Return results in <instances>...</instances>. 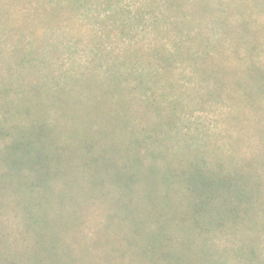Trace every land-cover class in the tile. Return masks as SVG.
Listing matches in <instances>:
<instances>
[{
	"label": "trees",
	"instance_id": "1",
	"mask_svg": "<svg viewBox=\"0 0 264 264\" xmlns=\"http://www.w3.org/2000/svg\"><path fill=\"white\" fill-rule=\"evenodd\" d=\"M120 1L0 0V75L42 88L13 96L20 125L0 127V264H264V68L245 71L228 54L250 48L252 29L222 19L217 0H152L135 13L136 30L144 6L163 10L150 21L155 33L161 22L176 32L174 51L156 43L114 54L80 20L105 6L100 22L125 38ZM179 61L192 68L184 93ZM184 97L237 109L228 143L182 133ZM114 194L126 220L110 225Z\"/></svg>",
	"mask_w": 264,
	"mask_h": 264
},
{
	"label": "rangeland",
	"instance_id": "2",
	"mask_svg": "<svg viewBox=\"0 0 264 264\" xmlns=\"http://www.w3.org/2000/svg\"><path fill=\"white\" fill-rule=\"evenodd\" d=\"M152 1V0H121L120 5L117 7L123 9L124 13L122 15V20H124L125 23L128 25L129 29V35L125 38H123L118 30L111 28H106V26L100 22L107 20V18L110 15V12L108 9H106L105 6H100L96 8V10L91 14V17H94L93 20L90 19H84L80 20L82 22V26L92 29L103 37L104 41L107 42L108 48L113 51L114 54H118L119 52H122L125 49H138L133 48L134 46L138 45L137 47H143L144 49H150V47L154 48L156 43H162V45H165L166 48L169 50V52H173V41L175 39V31H172L171 35L167 33V30L165 28V24L167 22H161L162 25L159 27V30L162 34H158L154 32L155 27L153 24H151L150 19H153V16L160 17L163 14V10L154 9V7H147L144 6L143 15L145 17V20L138 26V29L136 30V25L134 24L135 20V13L139 10V8L142 5H145V2ZM261 3L257 5L255 4L254 0H217L220 6H222V12L220 15L222 16V19H226V21H229L230 24L237 26L240 25V22L246 19L247 23L249 24L248 27H250L254 33V36L250 39V48H254L253 51L250 50L249 45L248 46H242L239 51V55H236L232 52L231 49L228 52L230 57L232 58L230 61L231 65L240 64L242 65L243 69L246 71L247 67L250 63H254L257 68H264V0H259ZM257 2V0H256ZM245 3V4H243ZM249 5L250 7L246 6ZM261 6V9H256ZM137 16V14H136ZM83 17V16H82ZM81 17V19H82ZM100 19V20H99ZM163 20V17L161 18ZM78 21V20H77ZM101 24V25H100ZM109 25H112V22L109 23ZM216 26V24H215ZM79 28V27H78ZM249 28V29H250ZM71 29V28H70ZM76 29V28H75ZM111 31V32H109ZM113 31V32H112ZM196 34L206 33L208 31L207 28H196L195 29ZM110 35V36H109ZM81 49V48H80ZM210 54L215 55L217 48L215 47V43L212 44L210 47ZM217 56V55H215ZM82 61L87 62L88 58L84 52V50L81 49L79 57ZM70 56H66L64 59V62H66L67 65L70 64ZM230 60V59H229ZM178 69L177 74L180 76L179 83L182 86V93L185 91L188 92L189 90H192L194 88V82L192 81V68L189 66V63H181V61L178 62ZM227 65L229 69L232 67L229 66V63L221 62ZM218 75L223 78V74L220 72V70H217ZM10 75L15 74L18 76V79L21 81L24 78L23 73H14L10 72ZM5 77L0 75V104L2 105L0 110V127H4L3 124L9 125L14 124L16 122L18 125H20L19 121L21 119H16L15 116L18 114V99L14 98L13 96L19 95L23 97H34V95H38L42 92V88H38V86L34 85L32 88H24V85H22L21 82L12 79L8 77L7 75L3 74ZM198 77V76H197ZM240 78H245V73L239 74ZM7 78H10L11 81H7ZM224 79V78H223ZM13 82V83H10ZM20 83V84H19ZM135 83V80L129 82L127 84L130 87H133ZM207 85H205L206 87ZM212 87H215L214 81L212 80L211 83ZM231 89L236 90L235 94L238 93L239 96H243L242 91L238 89L234 85H229ZM223 95V94H222ZM218 99V98H217ZM219 100H222L219 102ZM216 103H209V104H200L199 101L191 102L189 98L184 97L182 99L183 107L181 108V117L183 119H179V127L182 133L185 135H192V134H198L199 139L204 141H216L220 145H223L225 143L229 142V139L227 137V127L226 120L229 118L228 115H235L237 113V109L233 108L231 106V103L224 99H219ZM14 102L15 104H12ZM264 105V101L262 103ZM138 104L135 105L137 107ZM5 106V107H4ZM71 109L77 110L80 109L81 111L85 112L83 113L85 116L90 114L91 110H86L83 108L78 107L77 104H71ZM93 112V111H92ZM95 113H92L90 117L95 116L96 114H99L97 111L94 110ZM74 113L71 111V114ZM234 113V114H233ZM260 115V113H258ZM264 114V111L262 112ZM251 115V114H248ZM15 116V117H14ZM77 119H66V121L62 124H74ZM90 120H96V119H90ZM229 121V120H228ZM77 124H75L76 126ZM70 126V125H69ZM0 128V129H1ZM5 128V127H4ZM14 131L17 132L19 128L16 126L14 127ZM7 129V128H5ZM103 132V131H102ZM99 132L100 135L102 133ZM98 133V136H100ZM218 135V136H217ZM217 136V137H216ZM5 139L9 140V137L6 136ZM204 139V140H203ZM111 142H109V149L111 151H116V146L114 145L115 140V134H111ZM17 144H20L19 140L17 141ZM120 206V200L119 198L114 194L111 197L110 200V212H109V221L110 225L116 222H123L124 217H122L118 211V208ZM126 220V219H125ZM116 227V233H118ZM89 236H93L94 232H89ZM264 238V235H263ZM117 240L116 238H113L110 242L111 246H117ZM264 247V243L263 246Z\"/></svg>",
	"mask_w": 264,
	"mask_h": 264
}]
</instances>
